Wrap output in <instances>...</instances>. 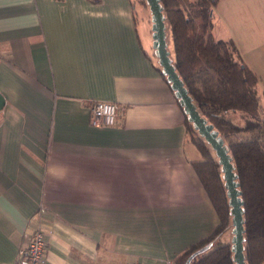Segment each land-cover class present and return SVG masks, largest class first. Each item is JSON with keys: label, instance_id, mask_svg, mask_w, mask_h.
Wrapping results in <instances>:
<instances>
[{"label": "crops", "instance_id": "obj_1", "mask_svg": "<svg viewBox=\"0 0 264 264\" xmlns=\"http://www.w3.org/2000/svg\"><path fill=\"white\" fill-rule=\"evenodd\" d=\"M217 1L213 35L234 41L264 108V0ZM152 46L132 0H0V264L36 229L45 264H164L214 232ZM94 101L120 106L114 126L89 124Z\"/></svg>", "mask_w": 264, "mask_h": 264}, {"label": "trees", "instance_id": "obj_2", "mask_svg": "<svg viewBox=\"0 0 264 264\" xmlns=\"http://www.w3.org/2000/svg\"><path fill=\"white\" fill-rule=\"evenodd\" d=\"M140 2L149 9L146 0ZM217 2L160 0L166 41L170 35L173 65L193 104L219 133L231 156L244 203L245 262L264 264V108L258 78L243 62L234 41L216 40L213 35ZM180 108L188 142L200 156L192 163L193 169L219 224L210 236L178 255L174 263L235 264L231 240H224L228 233L232 235L233 227L219 159Z\"/></svg>", "mask_w": 264, "mask_h": 264}, {"label": "water", "instance_id": "obj_3", "mask_svg": "<svg viewBox=\"0 0 264 264\" xmlns=\"http://www.w3.org/2000/svg\"><path fill=\"white\" fill-rule=\"evenodd\" d=\"M152 20V39L155 56L158 59L162 72L166 75L168 82L179 100V105L183 108L188 120L193 124L199 135L211 146L219 159L221 171L225 181L229 205L232 216V239L231 250L235 264H246L244 255V220H243V201L241 191L237 182V175L234 173L231 156L223 139L209 124L206 119L200 116L192 102L188 91L184 87L182 80L176 73L166 41V26L163 15V8L160 0H146Z\"/></svg>", "mask_w": 264, "mask_h": 264}, {"label": "built area", "instance_id": "obj_4", "mask_svg": "<svg viewBox=\"0 0 264 264\" xmlns=\"http://www.w3.org/2000/svg\"><path fill=\"white\" fill-rule=\"evenodd\" d=\"M122 109L115 103L105 101L92 102L89 114V124L92 127H112ZM47 240L46 235L40 229H36L28 244L18 253L14 264H45ZM164 264H175L168 260Z\"/></svg>", "mask_w": 264, "mask_h": 264}, {"label": "rangeland", "instance_id": "obj_5", "mask_svg": "<svg viewBox=\"0 0 264 264\" xmlns=\"http://www.w3.org/2000/svg\"><path fill=\"white\" fill-rule=\"evenodd\" d=\"M132 3H134L136 10L141 8V10H144L147 13V21L150 22V24L152 25V20H151V13L150 10L148 8H146L144 5H141L140 0H132ZM167 44H168V49L171 53V56H173V42H172V38L171 36H167ZM154 57V56H153ZM157 58L154 57V60L157 64ZM232 239V235H230L229 233L226 235V238H224V240H228L230 241Z\"/></svg>", "mask_w": 264, "mask_h": 264}]
</instances>
